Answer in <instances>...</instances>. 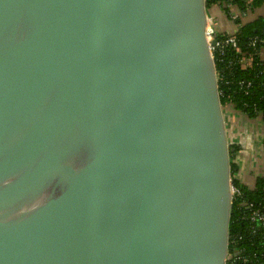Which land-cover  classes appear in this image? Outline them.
Masks as SVG:
<instances>
[{"label":"water","instance_id":"1","mask_svg":"<svg viewBox=\"0 0 264 264\" xmlns=\"http://www.w3.org/2000/svg\"><path fill=\"white\" fill-rule=\"evenodd\" d=\"M206 20L205 0H0V264H226Z\"/></svg>","mask_w":264,"mask_h":264},{"label":"built area","instance_id":"2","mask_svg":"<svg viewBox=\"0 0 264 264\" xmlns=\"http://www.w3.org/2000/svg\"><path fill=\"white\" fill-rule=\"evenodd\" d=\"M232 1H216L207 8L205 38L214 65L215 63L224 64L230 73L234 67L246 73L243 79L233 77L231 80L226 78L224 73H218L215 66L220 102L224 96L221 87L226 89L233 85L235 90L231 93L240 94L244 97H248L254 88L264 90V27L261 34H256L245 41L238 37L240 30L245 25L258 19H264V2L256 6L254 0H243V8L239 9L238 5ZM211 43L214 44L211 45ZM257 99L264 101V96L259 95ZM241 105L244 110H249L250 113L254 114V117H248L237 109L236 104L230 100L225 101L223 105L221 104V108L223 114L230 110L244 114L251 123L256 124L261 129V138L264 141V109L252 101L241 102ZM233 181L239 183L235 174L231 178L232 199L234 197L240 199V206H247L250 210L247 221L254 229L252 233L260 230L264 232V205L262 203L254 205L248 201H243V192L233 185Z\"/></svg>","mask_w":264,"mask_h":264},{"label":"trees","instance_id":"3","mask_svg":"<svg viewBox=\"0 0 264 264\" xmlns=\"http://www.w3.org/2000/svg\"><path fill=\"white\" fill-rule=\"evenodd\" d=\"M216 1L220 0H205L206 8H209L210 5ZM232 2L236 3L239 9L243 8V0H233ZM263 2L264 0H254V5L258 6ZM263 27L264 19H258L245 25L240 30L238 37L245 41L256 34H261ZM215 66L218 73H224L225 77L231 80L233 77L235 79H243L246 76V73L239 71L237 67H234L230 73L224 64L215 63ZM221 90L224 93V96L221 98V104L223 105L225 101L230 100L236 104L237 109L245 113L248 117L253 118L254 114L250 113L249 110H244L241 102L252 101L260 106V108L264 109V101L257 99L259 95L264 96V90L262 88H254L248 97L231 93L235 90L233 85L226 89L221 87ZM235 149L238 151L239 147H235ZM233 155L234 154L231 155V158ZM235 171V166L231 164V174L233 175ZM233 185L243 192V201H248L254 205L259 203L264 205V177H258L252 189L243 187L237 181H233ZM240 202V199L235 197L232 199L226 264H264V232L260 230L252 233L254 229L247 221L250 210H248L247 206L241 207Z\"/></svg>","mask_w":264,"mask_h":264},{"label":"crops","instance_id":"4","mask_svg":"<svg viewBox=\"0 0 264 264\" xmlns=\"http://www.w3.org/2000/svg\"><path fill=\"white\" fill-rule=\"evenodd\" d=\"M224 116L228 140L239 147L231 158V164L236 169L234 174L243 187L252 189L255 180L264 176L262 131L241 112L230 110Z\"/></svg>","mask_w":264,"mask_h":264},{"label":"rangeland","instance_id":"5","mask_svg":"<svg viewBox=\"0 0 264 264\" xmlns=\"http://www.w3.org/2000/svg\"><path fill=\"white\" fill-rule=\"evenodd\" d=\"M209 15H212V13H209Z\"/></svg>","mask_w":264,"mask_h":264}]
</instances>
